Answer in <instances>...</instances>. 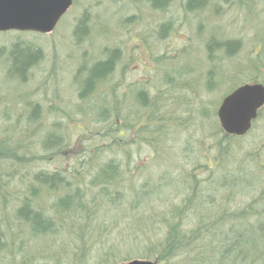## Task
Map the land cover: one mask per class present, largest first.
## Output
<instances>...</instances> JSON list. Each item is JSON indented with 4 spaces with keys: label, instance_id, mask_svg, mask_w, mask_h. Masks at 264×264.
I'll return each instance as SVG.
<instances>
[{
    "label": "trees",
    "instance_id": "trees-1",
    "mask_svg": "<svg viewBox=\"0 0 264 264\" xmlns=\"http://www.w3.org/2000/svg\"><path fill=\"white\" fill-rule=\"evenodd\" d=\"M221 2L222 8L214 0H139L140 14L149 20L134 14L119 29L139 21L148 26L129 41L146 80L113 82L124 53L105 46L102 59L75 64L70 82L77 90L71 102H63L66 89L57 82L58 65L41 72L51 77H42L41 102L29 98L23 86L39 65L37 48L19 41L3 54L0 68L7 72L0 89L14 81L24 90H0V264H264V182L257 171L261 141L250 134L264 106L242 137L225 134L217 117L223 99L239 87L264 86V28L252 19L259 12L257 0ZM224 6L242 19L236 20L242 29L252 31L248 49L244 39L225 35L233 30L230 22L224 29L215 19ZM169 7L180 8L183 21L200 18L193 22L195 47L190 38L181 47L165 45L157 55L150 41L164 43L173 21L158 22L156 14ZM86 15L74 28L76 47L91 29L98 34L112 29L88 25ZM216 31L225 41L215 38ZM248 136L252 141L245 150L241 143ZM142 151L146 164L134 166L139 173L134 176L130 166ZM17 181L19 192L14 191ZM166 185L173 187L159 197ZM173 194L181 197L170 204ZM160 206L164 210L158 214ZM140 210L151 214V226L159 225L147 231L151 234L131 232L127 245L142 248L131 247L133 253L129 249L119 263L116 245L101 248L100 254L96 237L111 229L106 220L115 228L117 215L136 216ZM114 212L116 218L109 219Z\"/></svg>",
    "mask_w": 264,
    "mask_h": 264
},
{
    "label": "rangeland",
    "instance_id": "rangeland-1",
    "mask_svg": "<svg viewBox=\"0 0 264 264\" xmlns=\"http://www.w3.org/2000/svg\"><path fill=\"white\" fill-rule=\"evenodd\" d=\"M111 1L112 2L116 1L117 3L115 2L114 5L111 3ZM111 1L110 0H73V4L70 10L67 12L66 15H64L60 19L55 30L48 35H39V34H31V33L20 34L16 32L0 34V48L1 50L3 49L0 58L4 59L6 55L3 56V54L4 53L7 54L8 51L11 49L12 44L19 41L20 43H22V46L28 44L33 49L37 48L40 51L39 65L30 71L29 74L30 80L25 85V87L22 85L24 89L28 90L31 93L29 98H31L32 101L41 102L42 95L45 96L44 94H42L43 90H40V87H42L40 83L44 81L43 78L48 79L49 81L51 77L50 74L43 76L44 74H41V72H48L52 69H55L54 65H58L59 67L62 68L61 70L62 72L61 71L57 72L56 76L59 86L62 89H66V92L64 93L63 96V102L67 100L71 102L73 99H75L76 97L75 90H77V88L74 82H70L71 81L70 75L73 74L75 75V72L73 71L79 65V64L78 65L75 64L80 62L82 63V60L84 59L90 60V57L91 60H98L99 58L102 59L101 56L102 53L100 52L101 50H103L105 46H110V47L114 46L120 48L124 53V59L122 60V63L118 64L117 66V71L114 74V78L112 79L113 82L118 81V79H120V82L122 83L123 82L141 83L146 80L144 73L142 71V65L137 60L139 56L136 55L135 53L136 49L134 50L131 48L129 41L131 37H136L141 34H145L146 33L145 26L146 27L148 26L139 21L137 24L134 25L128 24L124 26V28L121 29L119 28L123 26L122 23H124L125 19L130 18V16L134 14L139 16V19L141 16V19L144 22L146 19L149 20V17L144 15L143 13L140 14V9L142 7L140 4H138L139 0H133V2H131L130 0H111ZM214 1H217V3L222 8L221 5H223L224 3L221 2V0H214ZM257 2H258L259 12H256L257 15L254 14V16H252V19L254 20L255 25H257L259 28H264V1L257 0ZM223 8L224 9L220 10L222 11V14H219V16L215 17L216 20L218 19V24L221 25V27H223L224 29H226V26H228L230 22L231 23L230 27L233 28V30L226 31L228 34L225 35L226 36L237 35L238 37L244 39L246 49H248V47L251 46L252 31L250 32L248 29L245 30L242 29L243 27L242 23L236 22V20L239 17L237 18L234 12L227 10L226 6H224ZM179 11L181 10L178 7H173V8L169 7L168 9H165L163 12H157L156 16L158 22H160L161 20H165V21L169 20L171 22L173 21L171 24L173 28L170 31V34H168L169 37H167L164 43L160 44L159 46V44H156L155 40L154 41L149 40L151 44L154 45V47H156L155 50L157 51V55L163 52L162 49L165 45H171V43H174V46L181 47L186 42V40L190 38H192L191 42L195 47L193 22L200 20V18L194 20L188 19L187 21H183L180 18H184V15L180 13L179 16ZM84 14L85 15L87 14L86 21H88V25L92 26L97 24V26H101L106 24V25H110L112 29L111 30L107 29L108 31H105L104 32L105 34H98L96 33V31L91 29L88 32L87 36H84L81 39L80 46L76 47L74 28L78 19ZM223 15H225L226 17V18L224 17L225 19H223ZM118 18L121 19L120 22L119 21L116 22ZM239 19L242 20L241 18ZM155 21L152 23V26L149 27L152 28L153 25L157 23ZM215 23L217 24V22ZM219 33L223 34V32H218V31L213 33L215 38H218L217 40L220 42L225 41V38H223V36ZM150 48L153 49L152 47ZM148 52L149 51L147 49V53ZM131 55L136 56L134 57L133 61L130 60ZM143 56L144 57H142L141 59L142 61H145L146 54ZM6 72H7V67L1 65L0 86L4 82L3 76L6 74ZM60 81L61 83H59ZM14 83L15 82L13 81L11 83L9 82L8 84V87L13 88L12 89L13 91L10 92L11 94L20 88L15 86ZM70 84L72 85V87L69 86ZM6 87L3 86V88L0 90L2 91ZM23 90L19 89L18 91L21 92ZM215 94L216 93H214L213 96ZM12 96L15 97L16 94L11 95L10 97L5 96V100L6 101L10 100ZM3 98L4 97H2L0 100H2ZM256 125H258L257 129H255V131H253L250 134L255 137L256 141H261L259 144L260 145L259 160L261 161V165L264 166V113H263V117L259 121H257ZM1 126H2V122L0 123V133L2 131ZM251 139L252 138L241 143L243 145V149L246 150L249 148L248 143L249 141L250 142L252 141ZM255 140L253 139V141ZM72 144L73 146L77 145L75 136L74 139L72 140ZM144 155H145V151H142L138 154L137 157L133 159V163L132 166H130V170L134 176H137L139 174L133 170L134 166H137L138 169L145 167L146 164L145 160H147V158H145ZM262 166L259 165L257 167L258 169L257 171L259 173L258 176H260L259 178H261L262 181L264 182V168ZM52 168H54L53 165L48 167L49 170H51ZM153 177L155 176L153 175ZM153 185L155 184L153 183ZM172 187H173L172 185L171 186L166 185L162 187L157 193L158 196L159 197L165 196L167 194L166 192H168L169 189ZM18 190H22V189H20V186L18 185V181H17L14 185V191L19 192ZM157 194L152 195L150 198L156 197ZM174 195L177 194H173L172 196H170V201H169L170 204L178 203L181 197L180 195H178L175 199H173ZM239 200L240 199L238 198V196H236L235 201L237 202ZM243 201H247V198L243 197ZM163 210L164 208L161 206L160 208H156V212L158 214H161ZM150 216L151 214L147 210H140L138 215L136 216L125 215L121 217L117 215V217H119V224L115 228L113 227L114 229L112 228V226H110V220H106V227L111 229H108L107 232L101 234L99 237L97 235L96 243L97 246L100 247L99 253L103 254L104 252L101 250V248L105 249L106 251L112 244L116 245L117 248H116V252L114 253H116V256L117 255L118 256L114 260L117 261L116 263H119L121 260L128 258L126 252L129 251V249L131 250V247L134 249L142 248L140 245L128 246L130 245L129 240H131L129 235L131 234V232H147L158 228L159 225L157 224V222H155V224L151 226V222H153V219H151ZM107 217L111 220H114L116 218L115 212L111 214H107ZM133 217L134 218L139 217V219L140 218H144V219L150 218V219L141 220L139 222L137 221V219L133 220ZM147 234H151V232H147ZM123 237H124V242H126V244H124V242L122 241ZM131 253H133L132 250ZM131 253L129 254V256L134 257L132 256Z\"/></svg>",
    "mask_w": 264,
    "mask_h": 264
},
{
    "label": "water",
    "instance_id": "water-1",
    "mask_svg": "<svg viewBox=\"0 0 264 264\" xmlns=\"http://www.w3.org/2000/svg\"><path fill=\"white\" fill-rule=\"evenodd\" d=\"M71 5L72 0H0V33L50 34ZM263 106V85L247 84L239 87L223 99L217 110L221 129L230 136L246 135ZM122 264L158 262L131 260Z\"/></svg>",
    "mask_w": 264,
    "mask_h": 264
}]
</instances>
